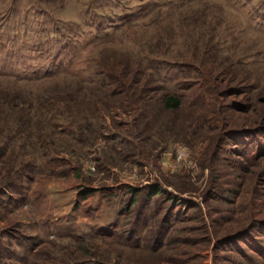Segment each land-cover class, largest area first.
<instances>
[{"label": "rangeland", "instance_id": "1", "mask_svg": "<svg viewBox=\"0 0 264 264\" xmlns=\"http://www.w3.org/2000/svg\"><path fill=\"white\" fill-rule=\"evenodd\" d=\"M5 94L0 264H264V0H0Z\"/></svg>", "mask_w": 264, "mask_h": 264}, {"label": "trees", "instance_id": "2", "mask_svg": "<svg viewBox=\"0 0 264 264\" xmlns=\"http://www.w3.org/2000/svg\"><path fill=\"white\" fill-rule=\"evenodd\" d=\"M14 100H17L16 98H14L13 96H8V94L2 95L0 97V110L4 109V106H12V109L15 111H19L20 113L24 110V108H15L17 106L16 103H14ZM180 98L177 96H173V95H167L164 100H163V106L166 109H174V108H178L180 105ZM16 112V111H15ZM147 198L156 195L157 193H162L161 189L158 185H154L151 187L147 188ZM95 190L93 188H89V187H85L82 188L80 193V200H84L88 195H91ZM127 193L130 195V199L128 201V203L122 208L121 211L118 212L119 215H126V213L128 212V210H130L131 205H133L136 201V195H138L141 191L142 188H137L134 186H127L126 188ZM170 201L174 202V205H177V199L175 198V196H172L171 194H169L168 198ZM189 207H193V205H189ZM191 215L190 216H186L184 213H178L175 215V213L171 212V210L166 211V214L163 218V221H165L166 223H170L173 220L178 221V222H182V221H189L191 220ZM194 218V217H193ZM114 227V225L112 226ZM101 235H106L107 237H109L110 234L107 233H101ZM111 236V235H110ZM242 236V235H241ZM241 236H234L237 237V240H239ZM154 251V250H153Z\"/></svg>", "mask_w": 264, "mask_h": 264}, {"label": "built area", "instance_id": "3", "mask_svg": "<svg viewBox=\"0 0 264 264\" xmlns=\"http://www.w3.org/2000/svg\"><path fill=\"white\" fill-rule=\"evenodd\" d=\"M188 157V149L185 146L178 145L175 150V161L178 166L184 165L186 158Z\"/></svg>", "mask_w": 264, "mask_h": 264}]
</instances>
